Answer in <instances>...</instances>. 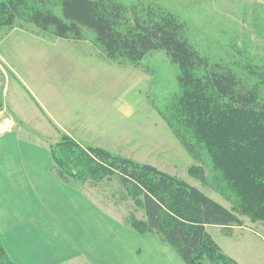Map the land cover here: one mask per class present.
Masks as SVG:
<instances>
[{"label":"trees","instance_id":"16d2710c","mask_svg":"<svg viewBox=\"0 0 264 264\" xmlns=\"http://www.w3.org/2000/svg\"><path fill=\"white\" fill-rule=\"evenodd\" d=\"M55 4L61 18L50 10ZM14 26L75 41L89 30L111 62L138 65L163 52L178 70L179 90L166 123L193 157L197 146L205 150L237 197L240 216L264 221V58L238 49V64H214L195 49L178 15L163 7L128 8L117 0L0 1V30ZM50 156L52 171L66 184L117 186L121 203L129 206L123 223L158 237L184 264H236L207 233L215 226L229 235L240 226L234 207L227 210L179 178L67 135L50 147ZM194 170L204 178L200 167ZM0 264H14L1 242Z\"/></svg>","mask_w":264,"mask_h":264},{"label":"crops","instance_id":"0c3cea01","mask_svg":"<svg viewBox=\"0 0 264 264\" xmlns=\"http://www.w3.org/2000/svg\"><path fill=\"white\" fill-rule=\"evenodd\" d=\"M7 38L31 45L23 46L25 51L14 45L3 49ZM0 57L10 76L7 86L0 85V121L11 126L0 130V242L10 260L184 264L155 235L139 234L123 223L124 217L118 223L108 216L95 195L97 187L66 184L52 171L50 147L62 135L148 164L127 156L142 145L138 133H131L130 117L148 102L145 74L134 71L135 78L128 77L125 91L116 96L114 83L102 75L123 78L125 70L131 73L129 65L108 61L83 41L18 30L0 35ZM219 246L240 264L238 249Z\"/></svg>","mask_w":264,"mask_h":264},{"label":"rangeland","instance_id":"374dc122","mask_svg":"<svg viewBox=\"0 0 264 264\" xmlns=\"http://www.w3.org/2000/svg\"><path fill=\"white\" fill-rule=\"evenodd\" d=\"M117 1L128 8L163 7L178 15L187 24L189 38L195 49L200 54L207 56L209 61L214 64H238V49L243 50L244 55L249 54V56L264 58V0ZM50 10L56 16L62 17L58 4L51 6ZM14 27L12 29H1L0 35L7 34L11 30H18L37 36H48L58 39L50 32L41 33L33 26H26L22 29ZM17 34V32H14L12 35ZM14 40L16 39H5L2 48L9 49L11 45H14L21 50L24 48L23 46L31 45L30 42L16 43ZM67 41L76 42L75 40ZM78 41H83L89 47L91 45L95 46L98 52L101 51L95 42L94 33L89 30H84L83 38ZM22 51L25 50L22 49ZM113 63L121 64L116 61ZM124 64L129 65L132 70L129 74L125 70L122 73L124 75L123 78L117 74L112 76L102 75L109 85L114 83V94L116 96L119 94L117 92L125 91L128 77L129 80L132 77L135 78L136 74L134 71L145 74L148 81L146 93L148 102L140 105L137 110L132 111L130 117L131 133H138L142 145L141 148L133 149L132 153L134 152V155L127 156H138V158L148 162V166L179 178L186 184L197 188L206 197L227 210H231L233 207L237 209L235 215L240 219L241 225L229 229V235H226V230L215 226L209 227L207 233L225 255L227 254L221 249L219 244L226 250H229V248L238 249L240 264H264V221H253L250 216H240L237 197L221 180L219 172L213 168L205 150L197 146L195 157H193L182 146V143L166 123L164 116L170 114V106H172V101L179 91L176 80L178 73L176 66L169 61L163 52L149 54L138 65ZM9 77L8 69L0 57V85L7 86ZM1 124L2 127L8 126L6 128L0 127V130L11 129L10 122L7 120L2 119L0 121ZM191 142L193 143V141ZM195 167L201 168L204 175L203 179L198 177L194 170ZM96 191L95 195H98L97 200L100 203V208L108 216L115 219L116 222L122 223V218L127 215L129 206L121 203L117 186L107 183L103 187L97 188ZM131 209L134 211L132 207ZM135 213L137 217L141 218V212ZM221 233L224 234V237ZM227 256L238 264L235 259L229 255ZM204 264L213 263L204 260Z\"/></svg>","mask_w":264,"mask_h":264}]
</instances>
